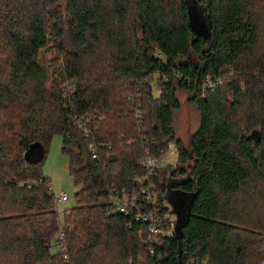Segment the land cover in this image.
Here are the masks:
<instances>
[{"label": "trees", "instance_id": "1", "mask_svg": "<svg viewBox=\"0 0 264 264\" xmlns=\"http://www.w3.org/2000/svg\"><path fill=\"white\" fill-rule=\"evenodd\" d=\"M190 1L0 0V264H65L59 231L68 264H264V0H193L206 39ZM207 77L221 84L202 95ZM179 90L200 119L187 147ZM53 136L78 187L61 215L41 166ZM169 143L177 164L149 183L160 205L171 189L192 199L180 239L152 244L111 199L137 193L141 161ZM34 146L41 158L25 160Z\"/></svg>", "mask_w": 264, "mask_h": 264}, {"label": "built area", "instance_id": "2", "mask_svg": "<svg viewBox=\"0 0 264 264\" xmlns=\"http://www.w3.org/2000/svg\"><path fill=\"white\" fill-rule=\"evenodd\" d=\"M221 81L217 78L212 80L210 77L204 81L203 89L206 90L210 88H215L219 86ZM79 129L87 137L86 129L79 125ZM170 155L173 156L177 148L174 143H169L167 145ZM87 151L91 156L92 160H96L97 150H95L92 144L87 146ZM171 163V162H170ZM165 164L162 162V157H152L146 155V157L141 161V166L146 170L147 175L138 178L135 183L139 184L140 190L137 193H125L113 191L114 196H112L111 203L116 207L117 212L124 216H127L131 211L134 212V220L137 223L143 224L146 227L147 233L149 234V239L152 244H156L161 239L170 238L174 235V229L177 219L172 218L174 214L173 209L165 201L163 205H160L157 200L158 193L154 190V186L149 183V176L152 175L157 170H163L168 166L175 167L176 165ZM148 183V184H147ZM145 184H147L145 186ZM53 193V192H52ZM60 195L56 198V202L63 203L68 200V196L64 193H59ZM55 195V194H54ZM55 245L57 251L62 254V257L67 263V251L65 248V236L62 231H59L55 236Z\"/></svg>", "mask_w": 264, "mask_h": 264}, {"label": "rangeland", "instance_id": "3", "mask_svg": "<svg viewBox=\"0 0 264 264\" xmlns=\"http://www.w3.org/2000/svg\"><path fill=\"white\" fill-rule=\"evenodd\" d=\"M257 3V2H256ZM261 6L257 3L256 6V15L262 13L264 17V3L259 1ZM193 4L196 6L197 11L199 12L201 19L206 20V14L204 13V8ZM150 87L153 92V96L158 98L160 96V89L157 83V77L152 76L151 81H149ZM69 87L68 85L63 87V93L65 99L69 96ZM202 95H204V89L201 88ZM180 109L173 114V124L172 129L175 137L180 140L184 147H187L192 136L195 134V131L199 127V112L197 106L192 103V94L189 92L179 90L176 96ZM175 153L173 156L170 155V151L167 150L166 154L162 157V162L165 164H174L176 165L177 152L174 149ZM47 155L42 163V175L43 177L50 180L51 185L50 189L52 190L55 197L58 198L59 193H64L68 196V200L63 203L56 202L55 207L57 208L58 213L61 215L64 211L69 210L75 205L74 193L78 190V187L75 186L73 179L68 176V165L67 158L60 151V138L58 136H53V139L47 148ZM172 182V184H174ZM176 190L171 189L172 195L177 197ZM170 205V203H168ZM172 208V205H170ZM173 209V208H172ZM172 218L175 220L177 218L176 214H172ZM51 251L57 253V247H54V242L52 241Z\"/></svg>", "mask_w": 264, "mask_h": 264}, {"label": "water", "instance_id": "4", "mask_svg": "<svg viewBox=\"0 0 264 264\" xmlns=\"http://www.w3.org/2000/svg\"><path fill=\"white\" fill-rule=\"evenodd\" d=\"M189 11H188V20L191 32L195 34L197 37H202L206 39L209 36V20L201 19L199 12L197 11L196 6L193 4V0L189 3ZM42 156L41 147L34 146L32 151H28L25 154V160L30 161L32 157L39 160ZM169 194L167 196V201L173 206L174 212L177 216V223L175 225V233L177 234L178 239H180V232L182 227L184 226V220L187 217L188 206L191 202L192 196H183L175 191L177 197L172 195L171 190H169Z\"/></svg>", "mask_w": 264, "mask_h": 264}]
</instances>
